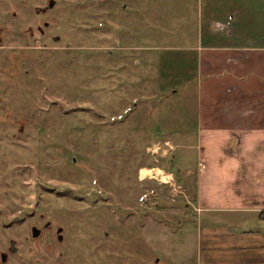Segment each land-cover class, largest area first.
<instances>
[{
  "label": "rangeland",
  "instance_id": "374dc122",
  "mask_svg": "<svg viewBox=\"0 0 264 264\" xmlns=\"http://www.w3.org/2000/svg\"><path fill=\"white\" fill-rule=\"evenodd\" d=\"M89 1L98 28L72 49L20 50L2 35L13 66L0 64V154L14 172L0 175L2 249L16 240L10 264H198L185 175L198 93L184 86L211 0Z\"/></svg>",
  "mask_w": 264,
  "mask_h": 264
},
{
  "label": "crops",
  "instance_id": "0c3cea01",
  "mask_svg": "<svg viewBox=\"0 0 264 264\" xmlns=\"http://www.w3.org/2000/svg\"><path fill=\"white\" fill-rule=\"evenodd\" d=\"M208 12L184 86L198 93L188 146L199 153L185 171L196 178L198 264H264V0H211Z\"/></svg>",
  "mask_w": 264,
  "mask_h": 264
},
{
  "label": "flooded vegetation",
  "instance_id": "af4514ba",
  "mask_svg": "<svg viewBox=\"0 0 264 264\" xmlns=\"http://www.w3.org/2000/svg\"><path fill=\"white\" fill-rule=\"evenodd\" d=\"M69 2L75 9L68 11L67 6H62L58 11V0H0V44L4 42L2 35L9 33L13 34L15 39H20L16 41L24 42L23 45L13 47L20 50L72 49L70 43L72 35L97 30L98 19L97 15H91L90 9L86 8L88 4H92L89 0H70ZM93 11L92 8L91 12ZM59 20L64 23H57ZM67 39H69L68 42ZM12 60V58L1 57L0 64L10 63L13 66ZM24 129L22 126L21 131ZM9 165V160L0 154L1 177L14 173L13 170L8 169ZM8 241V248L3 250V241L0 239V264H10L14 257L20 254L16 240Z\"/></svg>",
  "mask_w": 264,
  "mask_h": 264
},
{
  "label": "water",
  "instance_id": "95a60500",
  "mask_svg": "<svg viewBox=\"0 0 264 264\" xmlns=\"http://www.w3.org/2000/svg\"><path fill=\"white\" fill-rule=\"evenodd\" d=\"M32 232H33L34 236H37L38 234L41 233V231L38 228H36V227H34L32 229ZM57 232L61 233L62 232V228H59ZM59 238L61 239V235L59 236Z\"/></svg>",
  "mask_w": 264,
  "mask_h": 264
},
{
  "label": "trees",
  "instance_id": "16d2710c",
  "mask_svg": "<svg viewBox=\"0 0 264 264\" xmlns=\"http://www.w3.org/2000/svg\"><path fill=\"white\" fill-rule=\"evenodd\" d=\"M167 54V53H166ZM164 56H165V53H164Z\"/></svg>",
  "mask_w": 264,
  "mask_h": 264
}]
</instances>
